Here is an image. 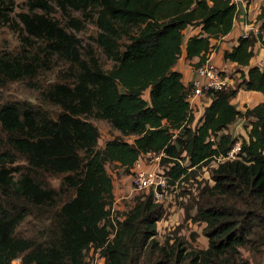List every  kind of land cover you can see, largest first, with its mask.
<instances>
[{
  "label": "trees",
  "instance_id": "obj_1",
  "mask_svg": "<svg viewBox=\"0 0 264 264\" xmlns=\"http://www.w3.org/2000/svg\"><path fill=\"white\" fill-rule=\"evenodd\" d=\"M56 1L98 12L101 39L118 43L112 51L116 62L105 70L97 61H84L72 83H53L45 98L62 105L57 116L27 100L0 99V264L18 256L22 264H87L92 245L102 247L105 264H258L264 254V100L243 109L233 98L240 88L264 93V65L242 67L264 41L251 30L224 52L237 62L240 80L207 90L208 102L197 117L188 98L191 82L184 83L174 68L184 29L201 26L187 41L186 54L202 62L218 47L213 38L232 29L237 0ZM29 3L20 12L27 30L69 55L72 34L47 10H36L46 9L48 0ZM257 17L264 26V5ZM33 68V62L0 53V86ZM86 114L111 119L121 133L99 146L100 129ZM242 117L251 124L248 136L231 130ZM238 139V157L213 161ZM161 150L169 182L196 177L211 164L208 179L184 205L186 220L205 223V247L177 230L157 236L167 210L153 188L123 216L112 215L114 184L107 164L115 162L128 173L142 153ZM17 156L26 161L25 169L7 165ZM48 171L64 173L59 188L46 181ZM68 190L70 196L63 197ZM50 209L45 240L17 233L28 214Z\"/></svg>",
  "mask_w": 264,
  "mask_h": 264
},
{
  "label": "rangeland",
  "instance_id": "obj_2",
  "mask_svg": "<svg viewBox=\"0 0 264 264\" xmlns=\"http://www.w3.org/2000/svg\"><path fill=\"white\" fill-rule=\"evenodd\" d=\"M48 3L49 6L46 9L38 6L36 10H47L72 34L74 38L72 40L73 51L67 55L53 49L46 38L34 35L27 30L20 17V12L30 9L29 0H2L0 2V53L16 55L26 61L33 62L35 68L25 77L9 80L0 86V99L2 101L27 100L46 110L50 115L57 116L62 105L47 100L45 96H48L45 91L51 88L55 82L72 83L77 75L78 67L84 61L91 63L97 61V65L103 69H110L116 62L112 56V51L118 43L110 45L101 39L104 29L97 20L98 12L95 9L90 7L86 9L72 6L63 7L56 0H48ZM227 72L233 78L234 84L240 80L241 71L237 66H228ZM253 94L254 91L251 89H240L235 102L238 103L239 107L245 109L247 105L251 106L257 101ZM145 96H149L148 90H145ZM86 116L100 129L99 146H103L108 138L121 133L109 118L92 114H86ZM239 121L241 123L239 127H232L231 130L237 136H248L251 127L249 119L242 117ZM125 137L132 140L134 135H125ZM143 161L146 168L153 167L157 163L163 168L165 165L161 163V158L157 159L152 155L143 156ZM7 165H19L20 168L18 169H25L26 161L23 157L17 156L16 161L8 162ZM210 165L203 166L196 177L190 175L187 179L170 182L167 194H164L160 199L167 210L166 215L158 221L157 236L160 239H164L166 235H173V232L177 230V234L188 238L195 245L207 246L208 238L203 233L205 223L186 220L184 218V205L193 194L198 192L201 180L208 179L211 174ZM107 168L113 177L114 184L111 211L114 217L116 215L123 216L139 197L149 192V189L136 187L135 182H133L136 170L127 173L115 162L108 163ZM15 174L18 175L19 170H16ZM63 175L64 173L61 172L48 171L45 174V179L52 187L59 188ZM71 192L70 190L64 192L63 197H69ZM60 201L59 198L57 204ZM194 210L195 207L192 208V211ZM51 213L52 210L50 209L28 214L17 225V233L34 237L37 240H45L47 238L46 227L50 223ZM245 253L248 251L245 250ZM11 264H22L21 257H15ZM258 264H264V254Z\"/></svg>",
  "mask_w": 264,
  "mask_h": 264
},
{
  "label": "built area",
  "instance_id": "obj_3",
  "mask_svg": "<svg viewBox=\"0 0 264 264\" xmlns=\"http://www.w3.org/2000/svg\"><path fill=\"white\" fill-rule=\"evenodd\" d=\"M254 34L260 36L264 41V26L258 25L254 29ZM251 29H246L243 35H248ZM213 49L209 55L199 63H194V69L196 71V76L191 79V89L188 95L192 112H195L196 117L198 116V111L196 113L193 104V98L201 97L205 95L206 91L209 89H220L224 88L230 84H233V78L228 74V65L224 63H219L213 58ZM242 141L238 139L232 147L225 153H220L213 161H219L226 158H236L240 155ZM165 154L164 150L159 152L147 151L142 153V155L135 161L136 173H134L133 182L137 188H153L154 197L156 200L162 199L164 194H167L168 187L170 186L168 175L165 174L162 165L157 163L153 167L142 166L143 156L152 155L154 158L160 159L161 156ZM165 166V165H164ZM160 185V189L157 186ZM113 215V213H112ZM111 233H114L111 232ZM114 235V234H113ZM113 235H110L112 237ZM101 246L92 245L86 255L87 264H105V255L102 253Z\"/></svg>",
  "mask_w": 264,
  "mask_h": 264
},
{
  "label": "crops",
  "instance_id": "obj_4",
  "mask_svg": "<svg viewBox=\"0 0 264 264\" xmlns=\"http://www.w3.org/2000/svg\"><path fill=\"white\" fill-rule=\"evenodd\" d=\"M237 2L239 6V11L234 19V24L232 29L220 38H213V41H217L218 43L217 49L213 52V58L217 62L224 63L228 66H232V65L236 66L237 62L226 58L224 56V52L227 49L229 50L232 49V47L238 43L239 36L243 35V32L246 29L252 30L260 24L261 19L257 17V14L261 10V8L259 9V7H261V5H264V0H237ZM200 30H201V26L199 25L198 26L188 25L184 29V34L182 39V52L174 64V68L182 72V79L186 84L190 83L191 79L196 76V71L194 69V62L198 60V56H193V57L187 56L186 44L189 38L192 35L199 33ZM256 47H257V49L255 48L256 52L251 57L250 63L242 66L245 70H247L248 67L252 64L264 65V44H261L260 46L257 45ZM240 89H244V88H240ZM240 89L236 97H238L240 93ZM251 90L254 91L253 95L255 96V99H257L255 103L264 100V93L262 91L256 89H251ZM236 97L233 98L234 102ZM207 100L208 97H206L205 95H202L199 98L198 97L193 98L192 105L194 106L196 113L198 111V114H200L204 110V106L208 102ZM237 122H239V118L232 124V127H235L236 126L235 124ZM239 124L240 123H238L237 125L239 126ZM142 166H145L144 161L142 162Z\"/></svg>",
  "mask_w": 264,
  "mask_h": 264
},
{
  "label": "water",
  "instance_id": "obj_5",
  "mask_svg": "<svg viewBox=\"0 0 264 264\" xmlns=\"http://www.w3.org/2000/svg\"><path fill=\"white\" fill-rule=\"evenodd\" d=\"M160 187H161L160 185L157 186V188H159V189H160Z\"/></svg>",
  "mask_w": 264,
  "mask_h": 264
}]
</instances>
